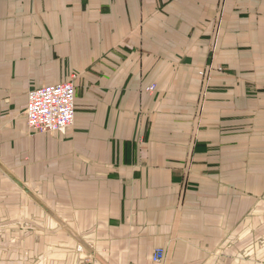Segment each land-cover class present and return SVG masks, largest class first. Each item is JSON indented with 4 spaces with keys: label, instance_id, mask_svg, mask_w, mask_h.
I'll list each match as a JSON object with an SVG mask.
<instances>
[{
    "label": "crops",
    "instance_id": "1",
    "mask_svg": "<svg viewBox=\"0 0 264 264\" xmlns=\"http://www.w3.org/2000/svg\"><path fill=\"white\" fill-rule=\"evenodd\" d=\"M72 78L32 134L29 90ZM159 247L264 264V0H0V264Z\"/></svg>",
    "mask_w": 264,
    "mask_h": 264
},
{
    "label": "built area",
    "instance_id": "2",
    "mask_svg": "<svg viewBox=\"0 0 264 264\" xmlns=\"http://www.w3.org/2000/svg\"><path fill=\"white\" fill-rule=\"evenodd\" d=\"M154 88L155 85H152L149 90ZM75 116V79L29 90L26 121L32 134L64 132L73 123ZM165 255V250L159 247L154 251L151 260L142 264H164Z\"/></svg>",
    "mask_w": 264,
    "mask_h": 264
}]
</instances>
